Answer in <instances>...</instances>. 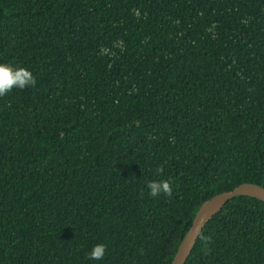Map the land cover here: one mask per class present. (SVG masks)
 <instances>
[{
  "label": "trees",
  "instance_id": "obj_1",
  "mask_svg": "<svg viewBox=\"0 0 264 264\" xmlns=\"http://www.w3.org/2000/svg\"><path fill=\"white\" fill-rule=\"evenodd\" d=\"M0 63L36 79L0 97V264H170L264 186V0H0ZM185 264H264V201Z\"/></svg>",
  "mask_w": 264,
  "mask_h": 264
},
{
  "label": "water",
  "instance_id": "obj_2",
  "mask_svg": "<svg viewBox=\"0 0 264 264\" xmlns=\"http://www.w3.org/2000/svg\"><path fill=\"white\" fill-rule=\"evenodd\" d=\"M237 195H248L264 201V186L252 181H245L205 199L183 235L170 264H185L193 244L207 221L218 213L230 198Z\"/></svg>",
  "mask_w": 264,
  "mask_h": 264
},
{
  "label": "clouds",
  "instance_id": "obj_3",
  "mask_svg": "<svg viewBox=\"0 0 264 264\" xmlns=\"http://www.w3.org/2000/svg\"><path fill=\"white\" fill-rule=\"evenodd\" d=\"M36 79L32 72L25 67L13 66L10 63H0V97H4L13 89L24 90L34 86ZM158 172L161 170L158 169ZM150 196H157L161 193L171 195V187L169 182L165 180L150 181L147 184ZM106 254V246L104 244L94 245L88 252L90 261H102Z\"/></svg>",
  "mask_w": 264,
  "mask_h": 264
}]
</instances>
